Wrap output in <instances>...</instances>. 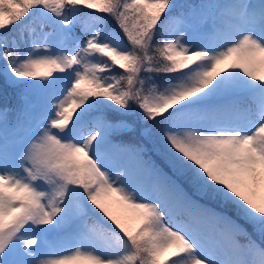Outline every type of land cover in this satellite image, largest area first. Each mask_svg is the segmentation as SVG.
I'll list each match as a JSON object with an SVG mask.
<instances>
[{
    "label": "snow or ice",
    "instance_id": "6c2138e0",
    "mask_svg": "<svg viewBox=\"0 0 264 264\" xmlns=\"http://www.w3.org/2000/svg\"><path fill=\"white\" fill-rule=\"evenodd\" d=\"M0 264H264V0H0Z\"/></svg>",
    "mask_w": 264,
    "mask_h": 264
},
{
    "label": "trees",
    "instance_id": "16d2710c",
    "mask_svg": "<svg viewBox=\"0 0 264 264\" xmlns=\"http://www.w3.org/2000/svg\"><path fill=\"white\" fill-rule=\"evenodd\" d=\"M118 71H119V69H118Z\"/></svg>",
    "mask_w": 264,
    "mask_h": 264
}]
</instances>
